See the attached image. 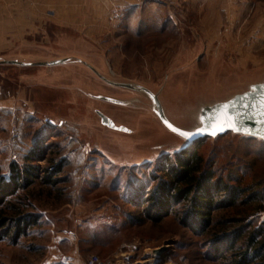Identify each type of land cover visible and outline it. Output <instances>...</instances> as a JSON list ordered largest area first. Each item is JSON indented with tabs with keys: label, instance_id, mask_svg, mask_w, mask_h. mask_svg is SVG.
Wrapping results in <instances>:
<instances>
[{
	"label": "rangeland",
	"instance_id": "374dc122",
	"mask_svg": "<svg viewBox=\"0 0 264 264\" xmlns=\"http://www.w3.org/2000/svg\"><path fill=\"white\" fill-rule=\"evenodd\" d=\"M17 1L10 4L24 11L23 20L17 14L0 15V54L10 50L34 59H54L73 51L63 42L75 38L73 31L53 29L52 12L41 17L32 12L43 9L48 0ZM248 2L234 34L232 60L226 65L210 63V53L200 61L196 56L175 61L177 52L187 46L179 45L191 43L194 31L185 15L155 9L150 15L114 10L108 30L94 38L98 45L89 47V62L113 80L153 88L166 85L167 74L172 73L161 98L174 121L192 128L200 106L261 79L254 75L261 71L256 67L264 66L260 8L264 0ZM130 15L135 18L131 26ZM146 16L150 20L146 25L154 28L151 33L144 30ZM257 16L263 21L256 24ZM18 41L36 45H15ZM47 69L56 76L55 82L39 78L44 67L0 66V165L5 174L14 162L36 170L34 184L19 191L13 202L29 205L26 217H38L19 239L13 235L0 239V264H86L92 254L118 264H223L213 257L230 242L212 241V223L203 229L190 220L184 204L160 209L159 191L176 163L173 150L183 142L165 134L150 104L137 102L141 97L136 94L111 90L76 65ZM112 92L129 100L128 106L94 98ZM96 110L134 133L104 128ZM155 146L162 152L171 150V158L162 161ZM199 152L218 179L229 185L240 181L250 188L242 200L258 192L264 207V142L229 134L206 140ZM48 177L54 185L46 182ZM227 200L226 195L216 199L215 220L236 216L234 209L222 206ZM250 220L260 225L264 213ZM162 248L168 252L156 255Z\"/></svg>",
	"mask_w": 264,
	"mask_h": 264
},
{
	"label": "trees",
	"instance_id": "16d2710c",
	"mask_svg": "<svg viewBox=\"0 0 264 264\" xmlns=\"http://www.w3.org/2000/svg\"><path fill=\"white\" fill-rule=\"evenodd\" d=\"M206 140L185 152L173 155L176 163L171 166L169 179L159 191L160 209L169 208L172 204H184L189 208L190 220L199 223L203 229H207L212 223V241L230 242L229 246L222 247V253L213 257L214 261L223 264H264V221L259 225L250 220L253 215L264 213L262 196L258 192H252L242 200L250 188L242 187L240 181L236 185H229L221 178L218 179L199 152ZM169 158L171 156L161 160L167 161ZM36 177L34 168L21 167L14 162L9 174H5L0 165V239L13 235V239L17 240L38 223L37 215H24L25 208L29 205L20 206L23 204L21 200L19 205L13 202L19 191L34 184ZM46 182L54 185L50 177ZM222 195L228 196L222 206H227L228 210L234 209L237 214L215 220V201Z\"/></svg>",
	"mask_w": 264,
	"mask_h": 264
},
{
	"label": "crops",
	"instance_id": "0c3cea01",
	"mask_svg": "<svg viewBox=\"0 0 264 264\" xmlns=\"http://www.w3.org/2000/svg\"><path fill=\"white\" fill-rule=\"evenodd\" d=\"M12 1L14 0H0V15L5 18L9 16V14H17L20 15L19 18L23 20V15H25L24 11H22V9H17V5L11 6L10 3ZM248 1L249 0H48L43 9L37 8L32 10L31 8V10L36 16L42 13L45 15L48 11L52 12V16H50L51 18L49 19V22H52V28L68 32L73 31L75 38L63 42L73 49V53L87 59H89L87 56L90 50L89 47L98 45V43H95L94 38L104 34L105 30L110 26L109 15L114 10L124 9L129 13L134 12L136 14L144 11L146 13L145 15L152 14L154 9L160 11L166 10L169 14L179 12L185 15L190 29L194 31V38H191V43L183 42L179 45L184 47L185 45L187 46L179 51L177 50V57L174 60L184 61L190 59V56H196V59L200 61L202 57L210 53V63L212 61H219L225 64L232 60L229 54H231L232 49L236 45L234 41L235 32L240 27L248 11ZM10 7H12V9ZM260 8H264V4ZM262 14L263 12L261 15ZM131 15L128 17L129 26H131L130 23L135 20ZM190 15L192 16L191 18ZM39 17H41V15ZM255 21L256 24L260 23L263 21V17L260 19L257 16ZM144 22V30L146 33H151L154 28L153 25H146L150 22L147 16ZM197 22H199V25H197ZM100 24L102 25L99 27ZM15 45L35 46L36 44L18 41ZM212 45L214 46L213 49H209ZM17 49L18 48H16V50ZM9 52L10 50L0 54V57L24 60L25 58L27 60L34 59L33 55L22 53L17 55L15 54L16 52ZM237 64V66L243 70L240 62H237ZM25 68H30V66ZM260 68L256 67L255 69H258V71L263 70L264 66ZM39 74V78L42 77L49 81L52 80L51 77H53V72L47 68L45 71H39ZM245 74L248 73L245 72ZM55 77L56 76H54L53 79H55Z\"/></svg>",
	"mask_w": 264,
	"mask_h": 264
},
{
	"label": "water",
	"instance_id": "95a60500",
	"mask_svg": "<svg viewBox=\"0 0 264 264\" xmlns=\"http://www.w3.org/2000/svg\"><path fill=\"white\" fill-rule=\"evenodd\" d=\"M74 65L83 68L85 71H90L100 82L111 90L136 94L139 98L141 97L137 102L147 101L151 106L153 115L157 119L160 127L164 130L165 134L183 142L181 146L173 150L174 154L185 152L206 139L216 140L227 134L240 135L242 137L264 142V114H261V105L264 104V69L254 75V77H260L261 79L248 83L246 89L236 90L227 98L215 99L211 103L200 106L196 113V124L192 128H185L171 118L167 113L161 98L163 91L168 87L167 84L169 80L172 78V73L170 72L167 74V80L165 81V84L167 83L166 85L153 88L139 82L113 80L109 76H106L102 71L98 70L89 62V59L81 57L72 51L60 58L54 59L27 60L25 58L24 60L0 57V66L51 68L58 66L73 67ZM52 81L55 82L56 80L52 78ZM94 98L105 104L117 107H127L130 102L129 100L122 98L116 92H112L111 94L100 93L94 95ZM95 113L99 118L100 124L104 128L124 135H131L134 133L133 129L125 124L117 123L115 119L103 111L96 110ZM223 114L235 117L236 124L240 131H233L229 127H225L222 131L216 130L213 126V121ZM51 123L54 124L52 121ZM169 125H171L172 128L191 133L192 135L185 138L180 135L179 132L172 131V128H170ZM213 131H215V135L211 134ZM156 141L158 140L156 139ZM159 146L154 147V149L158 150V158L170 156L171 150L162 152L159 150ZM167 252V248H162L156 251V255L161 256Z\"/></svg>",
	"mask_w": 264,
	"mask_h": 264
},
{
	"label": "snow or ice",
	"instance_id": "6c2138e0",
	"mask_svg": "<svg viewBox=\"0 0 264 264\" xmlns=\"http://www.w3.org/2000/svg\"><path fill=\"white\" fill-rule=\"evenodd\" d=\"M261 114H264V104L261 105ZM203 123V121H202ZM213 126L216 128V130H224L225 127L231 128L233 131H240L239 127L236 124V118L231 117L227 114H223L221 116H218L214 121H213ZM170 128H172L171 125H169ZM172 131L174 132H179L180 135L184 136L185 138L190 137L192 134L188 132H183L180 131L176 128H172ZM211 134L215 135V131H213Z\"/></svg>",
	"mask_w": 264,
	"mask_h": 264
},
{
	"label": "built area",
	"instance_id": "2783aa9c",
	"mask_svg": "<svg viewBox=\"0 0 264 264\" xmlns=\"http://www.w3.org/2000/svg\"><path fill=\"white\" fill-rule=\"evenodd\" d=\"M86 264H118L108 259H103L96 254H92L88 257Z\"/></svg>",
	"mask_w": 264,
	"mask_h": 264
}]
</instances>
